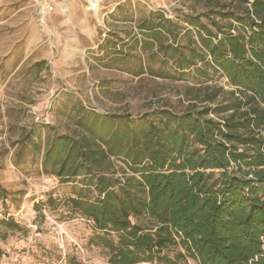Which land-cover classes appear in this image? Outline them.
I'll use <instances>...</instances> for the list:
<instances>
[{"label":"trees","instance_id":"trees-1","mask_svg":"<svg viewBox=\"0 0 264 264\" xmlns=\"http://www.w3.org/2000/svg\"><path fill=\"white\" fill-rule=\"evenodd\" d=\"M207 3L188 28L160 12L140 26L144 53L173 71L154 76L197 78L185 110L102 114L76 101L72 133L18 142L16 165L30 152L74 185L71 197L36 204L38 219L46 207L92 222L110 264H264V0ZM218 75L234 90L210 84ZM9 197L0 185L4 208ZM0 226L3 239L28 232L13 218Z\"/></svg>","mask_w":264,"mask_h":264},{"label":"rangeland","instance_id":"rangeland-1","mask_svg":"<svg viewBox=\"0 0 264 264\" xmlns=\"http://www.w3.org/2000/svg\"><path fill=\"white\" fill-rule=\"evenodd\" d=\"M83 9L82 0H58L42 23L34 0H0V185L10 193L6 207L0 204V219L13 218L28 230L3 239L0 226V264H110V252L92 243V222L46 207L45 217L38 219L36 204L71 197L74 185L45 174L40 157L30 152L16 165L24 135L39 141L49 133H72L68 116L76 101L102 114L134 116L165 105L185 110L191 103L188 88L197 78L190 73L185 78L174 74L177 79L154 76L152 71H173L162 66L160 57L144 53L140 26L160 12L188 28L187 16L210 11L207 0H107L102 12L113 13L110 20L88 16V27L74 21L86 17ZM188 40L183 36L182 44ZM210 84L234 90L219 75Z\"/></svg>","mask_w":264,"mask_h":264},{"label":"built area","instance_id":"built-area-1","mask_svg":"<svg viewBox=\"0 0 264 264\" xmlns=\"http://www.w3.org/2000/svg\"><path fill=\"white\" fill-rule=\"evenodd\" d=\"M37 4L36 16L45 23L46 19L55 12L58 0H34ZM107 0H83L85 9L95 18L103 17L102 7ZM67 14V10H63ZM107 16V15H106Z\"/></svg>","mask_w":264,"mask_h":264},{"label":"crops","instance_id":"crops-1","mask_svg":"<svg viewBox=\"0 0 264 264\" xmlns=\"http://www.w3.org/2000/svg\"><path fill=\"white\" fill-rule=\"evenodd\" d=\"M82 1H83V0H82ZM83 10H84V13L86 14V17H80V18L78 17L77 19H74V21H76L77 26L84 25V26L88 27V25L85 23V21H86V20L88 21V16L91 17L92 15L86 11L85 6H84V9H83ZM67 13H70V14H69V17L71 18V17H72V12H70L69 9H68V10H67ZM106 15H107V16H106ZM111 15H113V13H111V12H106V13H105V12H104L103 15H102V16H103L102 18H103V20H106V19H107V20H110V18H111L110 16H111ZM92 17H93V16H92ZM102 18H101V19H102ZM99 19H100V18H99Z\"/></svg>","mask_w":264,"mask_h":264}]
</instances>
